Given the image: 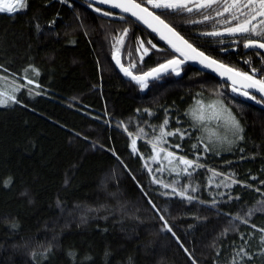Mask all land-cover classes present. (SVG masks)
I'll use <instances>...</instances> for the list:
<instances>
[{
    "label": "trees",
    "instance_id": "16d2710c",
    "mask_svg": "<svg viewBox=\"0 0 264 264\" xmlns=\"http://www.w3.org/2000/svg\"><path fill=\"white\" fill-rule=\"evenodd\" d=\"M24 3L0 11V92L16 97L0 106V264H264V101L183 63L142 89L113 54L134 74L175 58L148 30L84 0ZM154 11L207 55L264 78V54L244 47L264 39L208 35L204 10ZM200 95L228 105L242 140L204 146L188 114ZM165 119L174 135L158 142Z\"/></svg>",
    "mask_w": 264,
    "mask_h": 264
},
{
    "label": "snow or ice",
    "instance_id": "6c2138e0",
    "mask_svg": "<svg viewBox=\"0 0 264 264\" xmlns=\"http://www.w3.org/2000/svg\"><path fill=\"white\" fill-rule=\"evenodd\" d=\"M101 3H112V5L116 8H120L123 12H130L132 16L136 17L137 20L142 21L146 24L149 28H151L154 32L160 34L161 39H167L168 43L177 51L181 52L186 58H195L201 57L202 62L207 61L206 67H212L216 65L217 68L223 69L221 71V75H227L228 79L232 80L233 85L237 83V78L242 82V87L244 89H256L259 93L264 94V78L262 79H255V75L258 69L253 68L252 74L250 75L247 72H240L233 68L227 67L223 64H218L217 61L210 59L209 57L204 56V53L198 52L195 48L192 47L191 44H188L183 37L179 36L178 33L174 31L163 19H161L160 15H156L154 12L149 11L147 8L141 7V4L135 3L134 0H100ZM149 4L152 5L155 9H164V10H186L188 12H192L193 10H201V9H212L213 6H220L223 8V12L217 10L216 16H223L224 13H228V18L225 20V23H230L231 21H237L235 26L227 27L225 29L226 32L232 34H255L256 37L260 39H264V0H147ZM191 3L192 6H189ZM26 5L24 0H14V3L7 4V5H0V11H7L9 13L16 11L17 9H22ZM96 11H100L96 9ZM105 15H111V13H105ZM211 19L210 16L205 15L204 20ZM127 33V29L124 30ZM167 33V35L165 34ZM221 33L219 32H212L208 33V35L218 36ZM173 37L176 41H178L184 48L190 50L194 56L189 57V52L184 51L182 47H178L176 43L173 42V39H169L168 36ZM121 38V42H122ZM151 44L152 48H155L156 45L152 44L151 41H148ZM245 48L249 47H259L264 49V43L259 42L257 39H248L247 42L244 44ZM140 48H143V54L148 53V48H144L143 42H140ZM113 58L117 60V64L120 63L119 59L116 57V54H113ZM143 59V56H141ZM183 61L172 59L167 61L164 64H160L158 67L151 69L150 71L143 73L142 75H133L129 68L123 67L121 65V71L125 73L127 76H131V78L140 83V87L143 89L147 87L148 78H159L160 74L168 72L171 69L172 72H175L176 75H179V65L182 64ZM245 63H248L247 61ZM135 65H132L134 67ZM34 72L35 69H32ZM31 83V81H29ZM233 92L239 91L236 87H233ZM242 95L245 97H250V94L247 90L242 92ZM251 99H256L255 96H251ZM11 100L16 102V97L10 96L7 99L0 98V104L6 105L8 101ZM260 102V101H257ZM147 111V110H146ZM227 111V110H225ZM198 119H203L202 115L197 117ZM227 121L231 125V128L234 130V134L237 140H242L243 136L241 133L243 132V128L241 127L239 121L236 119L235 116L231 115L228 112ZM168 124V120L165 119L163 124L161 125V136L157 138L158 142H163L164 136L174 135L171 132H165L164 127ZM179 147V145H177ZM132 148L133 151L136 150V140L132 141ZM155 151V145H153ZM207 150V148H206ZM174 157V153L168 152L167 157ZM155 159V157H153ZM180 163L186 166H196L195 162L192 160H187L184 157H178ZM187 171V167L185 168ZM158 183L160 181H157ZM235 182V181H234ZM164 187H169V185L165 184ZM175 192V189H173ZM195 191V189H193ZM181 197H185V191H179L176 193ZM189 200L193 199V197L188 196ZM248 216L252 215V212L249 211L247 214ZM162 218V217H161ZM236 219H242L240 217H236ZM243 223H248L247 220L242 219ZM167 227V225H165ZM252 227H255L253 225ZM168 231H171V228H168ZM259 231L264 232V229H259ZM174 235V234H173ZM261 243H264V237H261ZM241 252L244 253L245 256L250 260L252 259L251 255H249L244 249H241ZM264 254V253H262ZM239 255V253H238ZM233 264H238V262L234 261Z\"/></svg>",
    "mask_w": 264,
    "mask_h": 264
},
{
    "label": "rangeland",
    "instance_id": "374dc122",
    "mask_svg": "<svg viewBox=\"0 0 264 264\" xmlns=\"http://www.w3.org/2000/svg\"><path fill=\"white\" fill-rule=\"evenodd\" d=\"M138 2V1H137ZM146 4L141 3L142 5H148L152 10H160L155 9L152 7L151 4L147 2V0H144ZM1 3V0H0ZM140 3V2H139ZM189 6H192L191 3ZM204 10L205 15H208L212 18V25L214 26V30L216 32L221 33L222 35L229 34L225 31L227 27H233L237 23V21H231L230 23H225V20L228 18V13H224L223 16H216V11L219 10L223 12V8L220 6H213L212 9H201ZM232 34V33H231ZM250 37H255V34H248ZM144 48H148V50H151V44L143 43ZM148 51V52H149ZM138 59L141 58V56L144 57L145 54H143V48H140V43L137 46V52H136ZM219 61V60H218ZM223 63L222 61H219ZM227 66H229L226 63H223ZM231 67V66H229ZM233 68V67H231ZM236 69V68H233ZM237 70V69H236ZM3 90L0 92V98L7 99V90L9 89L6 84L2 85ZM9 102V101H8ZM2 106V104H0ZM227 110V111H225ZM228 112L233 115L232 111L228 107V105L219 99L216 96L213 97H203L198 96L193 105L188 110L189 117L194 122V124L198 127L200 131V137L205 147L208 149L211 148L213 150L216 149H224L228 147L234 140L235 134L234 130L231 128V125L227 121V115ZM199 115L203 116V119H198L197 117ZM234 116V115H233ZM158 149L163 150L166 152L164 154L167 157L168 152H172L166 148H161L159 145L154 144ZM174 153V152H172ZM155 157L158 158L160 155V152L155 153ZM175 156V153H174ZM173 157H168L166 160L168 162L173 161Z\"/></svg>",
    "mask_w": 264,
    "mask_h": 264
},
{
    "label": "water",
    "instance_id": "95a60500",
    "mask_svg": "<svg viewBox=\"0 0 264 264\" xmlns=\"http://www.w3.org/2000/svg\"><path fill=\"white\" fill-rule=\"evenodd\" d=\"M84 1H87V2H89V3H91V4H95V5H97V6L102 7L103 9H106V10H108V11L113 12L114 15H113L112 18H114V19H122V18H124V17H127V18L133 20V21L136 22L138 25H140V26L143 27L144 29L148 30L151 34H153V35H154V36H155L160 42H162L165 46H167V47H168V48H169V49L175 54V59L180 60V61H183V64H188V65H190V66H192V67H194V68H196V69H198V70H201V71H203V72H205V73H207V74H210V75H212V76H214V77L220 79L221 81H223L224 83H226V84H228V85L230 86V90H231L232 92H233V90H232L233 87H236L237 89H239V91H237V92H233L234 94L239 95L240 97H242V98L245 99L246 101H249V102H251V103H253V104H255V105L263 106L262 103L257 102L256 99L254 100V99H251L250 97H251V96H256V97H258L259 99H261V100L264 101V94L259 93L256 89H244V88L242 87V82L239 80V78H237V83H236L235 85H233L232 80L228 79V76H227V75H223V76H222V75L220 74L221 71H223V69H219V68H217L216 65H213L212 67H206L205 65L207 64V61H203V62H202V58H201V57L186 58L184 55L181 54V52H177V51H176V50H175V49H174V48L168 43L167 39H161L160 34H158L157 32H154L151 28H149V27H148L146 24H144L142 21L137 20V18L134 17V16H132L130 12H123L120 8H116V7H114V6L112 5V3H101L100 0H84ZM134 2H135V3H139V2H137L136 0H134ZM11 3H14V0H1V4H0V5H7V4H11ZM139 4H141V3H139ZM141 7L147 8L149 11L154 12L156 15H158L154 10H151L150 8H148V7L145 6V5H142V4H141ZM3 12L8 13V14H12V13H14L15 11L12 12V13H9V12H7V11H3ZM161 19H162V18H161ZM164 21H165V20H164ZM165 23H167V22L165 21ZM167 24H168V23H167ZM168 25H169V24H168ZM169 26H170L171 28H173L171 25H169ZM173 29H174V28H173ZM174 31H175L176 33H178L175 29H174ZM165 34L167 35V33H165ZM178 34H179V36L183 37L180 33H178ZM236 34H238V33H236ZM168 38H169V39H173V42L176 43L178 47H182L184 51H188V52H189V57L194 56V54L191 53L190 50L184 48V46L181 45L178 41H176L173 37H171V36L169 35ZM183 39L186 40L184 37H183ZM186 41L188 42V44H191L188 40H186ZM259 42L264 43L263 41H259ZM191 45H192V47L195 48L198 52H202V53H204L203 51H201V50H199L198 48H196L193 44H191ZM245 49L248 50V51L252 50V51H256V52H260V53H263V54H264V49H261V48H259V47H249V48H245ZM204 56L209 57L210 59L217 61L218 64H223V63L219 62L218 60L214 59L213 57L207 55L206 53H204ZM116 57H117V58L119 59V61H120V63L117 64V60L113 58V63L115 64L116 69L119 71V73H120L121 75L125 76V77L128 78V79H132L131 76H127V75H125V73H124L123 71H121V67H120V66L123 65V63H122L120 57H119L117 54H116ZM173 59H174V58H173ZM171 60H172V59H171ZM168 61H169V60H168ZM166 62H167V61H166ZM166 62H164V63H166ZM164 63H162V64H164ZM223 65H225V64H223ZM158 66H159V65H158ZM158 66H155V67H153V68H156V67H158ZM180 66H181V64L179 65V67H180ZM226 66H227V65H226ZM123 67L128 68V67H126V66H124V65H123ZM227 67H229V66H227ZM153 68H151V69H153ZM230 68H231V67H230ZM151 69L147 70L146 72L150 71ZM178 69H179V68H178ZM235 70H236V69H235ZM237 71H238V70H237ZM131 72H132V71H131ZM146 72H144V73H146ZM170 73H172L173 75H176L175 72H172L171 69H169L168 72H165V73L160 74L159 78H161V77H163V76H166V75H168V74H170ZM132 74H133V75H137V76H139V75H142L143 73H141V74H134V73L132 72ZM159 78H148V82H152V81H154V80H156V79H159ZM254 78H255V79H258V78H256V77H254ZM138 83H139V82H138ZM245 90H247V91L249 92L250 97H245L244 95H242V92L245 91Z\"/></svg>",
    "mask_w": 264,
    "mask_h": 264
},
{
    "label": "bare ground",
    "instance_id": "6f19581e",
    "mask_svg": "<svg viewBox=\"0 0 264 264\" xmlns=\"http://www.w3.org/2000/svg\"><path fill=\"white\" fill-rule=\"evenodd\" d=\"M1 4V3H0ZM152 10V9H151ZM12 13V12H11ZM8 14V13H7ZM13 14V13H12ZM125 18H127V17H125Z\"/></svg>",
    "mask_w": 264,
    "mask_h": 264
},
{
    "label": "flooded vegetation",
    "instance_id": "af4514ba",
    "mask_svg": "<svg viewBox=\"0 0 264 264\" xmlns=\"http://www.w3.org/2000/svg\"><path fill=\"white\" fill-rule=\"evenodd\" d=\"M250 51H252V50H250ZM263 54V53H262ZM256 97V96H255Z\"/></svg>",
    "mask_w": 264,
    "mask_h": 264
}]
</instances>
